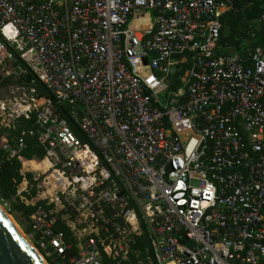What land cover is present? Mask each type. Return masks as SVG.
I'll use <instances>...</instances> for the list:
<instances>
[{"label": "built area", "instance_id": "obj_1", "mask_svg": "<svg viewBox=\"0 0 264 264\" xmlns=\"http://www.w3.org/2000/svg\"><path fill=\"white\" fill-rule=\"evenodd\" d=\"M243 1L0 0V88L26 90L0 101V151L37 163L45 264H264V9L222 44Z\"/></svg>", "mask_w": 264, "mask_h": 264}, {"label": "trees", "instance_id": "obj_2", "mask_svg": "<svg viewBox=\"0 0 264 264\" xmlns=\"http://www.w3.org/2000/svg\"><path fill=\"white\" fill-rule=\"evenodd\" d=\"M240 7V11L228 12V14L223 17L224 24L222 27V44L228 48L232 46L240 48L241 41L239 42V40H236L240 22L244 20H251L259 16L260 12L264 9V0H244ZM261 37L262 35H259L257 39L254 40V43H259L261 41ZM188 66V62L181 61L172 68L169 76L171 89L178 90L181 87V77L185 73ZM14 81H17L18 84L20 83L18 80ZM38 89L46 95L51 96V93L47 89H44L41 84H38ZM62 110L69 117V119H71V114L69 112L70 108L62 106ZM72 125L75 133L85 140V136L78 126L75 123H72ZM31 127V120L21 118L17 124V131H15V133L19 135L23 130H28ZM25 143L26 146L21 153L26 160H32L34 158L43 159L45 157L46 151L38 144L35 137L26 136ZM4 155L5 153L0 151V162H2L0 164V199H10L18 193L20 184L26 178H32V174L29 172H23V163L20 159H6ZM35 194L36 192H34L33 195ZM29 197H32V195L30 194ZM16 208L17 210L22 211V213L29 220V215L34 211L35 206L27 205L25 202L21 201L18 205H16Z\"/></svg>", "mask_w": 264, "mask_h": 264}, {"label": "rangeland", "instance_id": "obj_3", "mask_svg": "<svg viewBox=\"0 0 264 264\" xmlns=\"http://www.w3.org/2000/svg\"><path fill=\"white\" fill-rule=\"evenodd\" d=\"M17 81H12L5 86L0 88V101L4 99H12L14 96L22 95L26 90L19 89ZM16 92V94L13 93ZM40 159V158H39ZM36 164H34L35 166ZM29 166L31 163L25 162L23 163V172L30 173ZM30 180V178H27ZM42 182H40L41 184ZM28 190V191H27ZM46 188L39 187L38 184L32 185L31 183L26 185L25 180L20 184L18 193L12 196L10 199L1 200L0 199V210H2L3 214L8 218L11 224L16 228V230L23 237H28L30 234V224L28 218L22 213V211L17 210L16 205H18L21 201L28 202L35 200L38 197L39 193L45 191ZM34 192H36L35 195ZM30 194L32 197H29ZM29 227V229H28Z\"/></svg>", "mask_w": 264, "mask_h": 264}, {"label": "water", "instance_id": "obj_4", "mask_svg": "<svg viewBox=\"0 0 264 264\" xmlns=\"http://www.w3.org/2000/svg\"><path fill=\"white\" fill-rule=\"evenodd\" d=\"M171 166L167 167V174ZM0 264H45L0 210Z\"/></svg>", "mask_w": 264, "mask_h": 264}, {"label": "bare ground", "instance_id": "obj_5", "mask_svg": "<svg viewBox=\"0 0 264 264\" xmlns=\"http://www.w3.org/2000/svg\"><path fill=\"white\" fill-rule=\"evenodd\" d=\"M30 163H31V162H30ZM34 164H37V163H34V162H33V163H31V166H34Z\"/></svg>", "mask_w": 264, "mask_h": 264}, {"label": "crops", "instance_id": "obj_6", "mask_svg": "<svg viewBox=\"0 0 264 264\" xmlns=\"http://www.w3.org/2000/svg\"><path fill=\"white\" fill-rule=\"evenodd\" d=\"M25 162H28L29 163V161H25Z\"/></svg>", "mask_w": 264, "mask_h": 264}]
</instances>
